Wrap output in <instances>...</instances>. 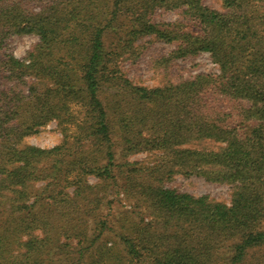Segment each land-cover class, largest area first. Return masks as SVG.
<instances>
[{
  "label": "trees",
  "instance_id": "trees-1",
  "mask_svg": "<svg viewBox=\"0 0 264 264\" xmlns=\"http://www.w3.org/2000/svg\"><path fill=\"white\" fill-rule=\"evenodd\" d=\"M223 2L0 0V264H264V0ZM27 33L40 42L25 58L2 51ZM147 35L220 71L137 84L122 63ZM52 120L61 143L26 141ZM202 141L218 145L189 146ZM150 151L152 165L129 161ZM176 174L230 184V203L168 187ZM109 184L146 213L102 216Z\"/></svg>",
  "mask_w": 264,
  "mask_h": 264
},
{
  "label": "rangeland",
  "instance_id": "rangeland-1",
  "mask_svg": "<svg viewBox=\"0 0 264 264\" xmlns=\"http://www.w3.org/2000/svg\"><path fill=\"white\" fill-rule=\"evenodd\" d=\"M202 2L204 5L214 10L225 11L223 0H202ZM178 17V10H159L155 15L157 22L171 21ZM39 42L40 36L36 33L16 34L7 39L2 51L12 52L16 57L22 59L25 58ZM176 46L177 44L175 42H167L158 39L155 35L144 36L138 39L133 45L136 51L135 55H131L127 60H124L122 66L135 83L148 87H155L164 85L168 82H178L182 79L193 78L200 72L214 73L220 71L219 64L213 60L210 52L205 51L171 58V52ZM82 115L83 109H81L79 105H73L71 117L73 121L76 119L80 120ZM68 125L71 127L68 131L71 134L76 130V124L74 122H68ZM63 138V130L56 120H52L34 133L28 135L26 141L43 148H50L61 143ZM114 139V144L117 146L116 148L118 151L117 158L121 159L119 152L122 148L119 143V135H116ZM203 145L216 147L218 143L214 141H202L189 144V146L192 147H201ZM155 160V152L151 151L141 152L129 157V161L142 162L144 165H152ZM120 176L121 183L125 186L126 182L122 179L123 174L120 173ZM88 181L90 183H96L98 178L92 175L88 177ZM45 183L44 180L35 182V188H40V190H42L44 189ZM166 185L181 192H187L197 196L208 195L209 198L215 201H222L225 203H230L233 192L230 184L212 182L200 175L186 176L183 174H176L167 181ZM69 189L72 191L73 186L69 187ZM137 202L138 200L129 192L122 190V192L116 193V188H114L112 184H109L106 197L104 198L99 213H101L102 216H107L114 225H118L120 217L123 215L121 213L129 210L132 211L137 205H139V209L142 213H146V207ZM108 203H111V205ZM149 219L150 216L146 214L145 221ZM91 221L92 220H90V222ZM109 235L120 240L119 235H116V233Z\"/></svg>",
  "mask_w": 264,
  "mask_h": 264
}]
</instances>
